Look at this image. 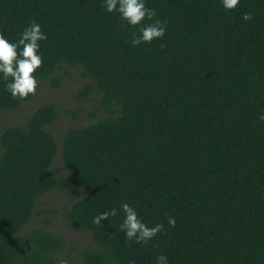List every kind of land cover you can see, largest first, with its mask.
Instances as JSON below:
<instances>
[{"label": "trees", "instance_id": "1", "mask_svg": "<svg viewBox=\"0 0 264 264\" xmlns=\"http://www.w3.org/2000/svg\"><path fill=\"white\" fill-rule=\"evenodd\" d=\"M104 2L0 0V33L10 42L33 20L47 36L36 77L80 67L90 82L77 99L96 92L107 114L67 129L60 146L47 131L54 105L19 125L0 122V264H60L66 241L46 228L50 220L24 228L40 197L72 195L77 184L85 192L62 218L93 245L70 264H156L160 254L167 264H264V0L231 11L222 0H145L168 27L135 47L140 26L122 27ZM5 87L0 77V111L32 99ZM57 154L71 175L55 176ZM124 202L165 231L145 246L126 241ZM113 208L115 217L93 224Z\"/></svg>", "mask_w": 264, "mask_h": 264}, {"label": "clouds", "instance_id": "2", "mask_svg": "<svg viewBox=\"0 0 264 264\" xmlns=\"http://www.w3.org/2000/svg\"><path fill=\"white\" fill-rule=\"evenodd\" d=\"M240 0H222L225 11H231L238 7ZM103 7L107 13H117L123 27L138 28V33H132L131 44L133 47L140 44H150L153 40L164 37L168 23L157 19V12L145 4V0H105ZM242 19L245 22L252 21L254 16L244 13ZM149 21L150 23H145ZM47 39L39 23L31 21L25 27L15 42H10L0 33V77L6 82L5 90L16 99L24 100L36 94L39 87L35 75L43 65V58L39 54L40 42ZM258 119L264 121V114ZM124 214L123 222L120 224V231L124 232L126 241H134L141 246L147 245L158 234L165 231L164 225L157 223L149 227L137 211L128 203L121 204ZM117 215L116 209L105 211L93 218V224L101 226V222L109 220ZM169 228L176 226L174 217L167 220ZM61 264H68V261H61ZM156 264H167V257L160 254L156 257Z\"/></svg>", "mask_w": 264, "mask_h": 264}, {"label": "rangeland", "instance_id": "3", "mask_svg": "<svg viewBox=\"0 0 264 264\" xmlns=\"http://www.w3.org/2000/svg\"><path fill=\"white\" fill-rule=\"evenodd\" d=\"M50 78L38 79L39 87L36 94L28 103L20 105L15 111H0V122L2 126H13L22 124L25 119L40 105L51 104L55 106L57 119L47 127V131L53 136L58 146L61 143L62 134L69 128L77 126H85L93 121L107 116L105 112L100 110L98 104V95L93 92L87 100H78L77 92L90 79L83 75L80 67H72L62 65ZM60 78L58 87L52 86V79ZM94 113L95 119L89 114ZM55 176H66L71 173L63 168L60 154L55 157L52 167ZM74 194L67 195L58 190H54L40 197L35 206V215L33 220L26 225L24 231L34 227L43 226L42 220L46 217L50 220L46 228L66 241L65 249L59 253L56 258L61 261L76 263L78 259V251L80 248L93 245V241L89 233L79 232L70 226L64 224L62 218V208L64 205L70 206L75 200L82 196L85 192L82 184H77Z\"/></svg>", "mask_w": 264, "mask_h": 264}]
</instances>
